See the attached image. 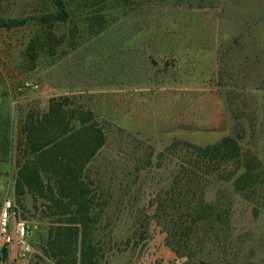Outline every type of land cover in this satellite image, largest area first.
I'll use <instances>...</instances> for the list:
<instances>
[{
    "label": "rangeland",
    "instance_id": "rangeland-1",
    "mask_svg": "<svg viewBox=\"0 0 264 264\" xmlns=\"http://www.w3.org/2000/svg\"><path fill=\"white\" fill-rule=\"evenodd\" d=\"M51 1L0 0V17L27 20L0 28L14 115L0 130V211L16 206L20 122L69 96L108 137L90 166L112 197L101 264H264V0H74L72 21L40 26ZM25 83L38 89L14 99ZM226 138L240 158L195 149ZM202 194L215 214L191 231L186 206ZM17 208L32 228L25 264H54L50 221L30 199L26 218Z\"/></svg>",
    "mask_w": 264,
    "mask_h": 264
},
{
    "label": "trees",
    "instance_id": "trees-1",
    "mask_svg": "<svg viewBox=\"0 0 264 264\" xmlns=\"http://www.w3.org/2000/svg\"><path fill=\"white\" fill-rule=\"evenodd\" d=\"M50 3L53 11L38 18L40 26L72 21L76 1ZM26 23L0 17L2 29L20 28ZM107 141L95 113L69 96L52 97L46 112H31L19 124L14 158L16 210L22 209L21 216L26 218L30 199L34 211L50 221L42 252L54 264H101L96 235L112 197L93 178L90 166ZM195 149L206 158L228 153L241 157L240 146L232 138ZM188 204L185 214L192 222L191 231L195 224L215 214L203 194L192 197Z\"/></svg>",
    "mask_w": 264,
    "mask_h": 264
},
{
    "label": "built area",
    "instance_id": "built-area-1",
    "mask_svg": "<svg viewBox=\"0 0 264 264\" xmlns=\"http://www.w3.org/2000/svg\"><path fill=\"white\" fill-rule=\"evenodd\" d=\"M37 89L38 86L25 83L11 93L15 99L27 90ZM32 253V228L20 219L14 202L7 198L0 211V264H25Z\"/></svg>",
    "mask_w": 264,
    "mask_h": 264
},
{
    "label": "crops",
    "instance_id": "crops-1",
    "mask_svg": "<svg viewBox=\"0 0 264 264\" xmlns=\"http://www.w3.org/2000/svg\"><path fill=\"white\" fill-rule=\"evenodd\" d=\"M4 80H0V130H12L14 115Z\"/></svg>",
    "mask_w": 264,
    "mask_h": 264
}]
</instances>
